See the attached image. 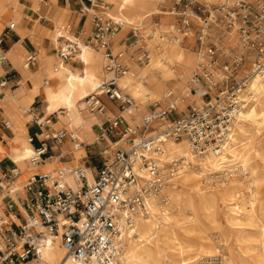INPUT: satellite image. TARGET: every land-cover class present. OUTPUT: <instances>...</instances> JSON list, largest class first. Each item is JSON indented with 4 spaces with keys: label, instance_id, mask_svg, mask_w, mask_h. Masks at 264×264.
<instances>
[{
    "label": "bare ground",
    "instance_id": "1",
    "mask_svg": "<svg viewBox=\"0 0 264 264\" xmlns=\"http://www.w3.org/2000/svg\"><path fill=\"white\" fill-rule=\"evenodd\" d=\"M102 1L106 16L121 23L114 41L131 28L140 30L141 36L149 38L147 47H138L132 43L126 48L125 62L128 71L117 79L118 86L139 106L133 114L115 106L116 111L125 117L130 126L141 124L151 104L165 105L170 91L174 93L180 110H186L190 104L203 101L189 83L196 71L193 73V70L205 59L202 58V53L181 44V36L190 35L187 31L192 26L179 28L173 24L167 26L165 23L149 25L151 18L163 12L160 8L162 1L166 0ZM201 1L209 6L213 19L212 5L240 0ZM22 9L20 0H0V33L10 22L20 25L24 16ZM90 11L92 13L96 10L92 8ZM163 13L179 14L176 9ZM188 15H191L192 21L194 17L198 18L203 25L202 17L194 12H189ZM85 16L88 18L89 29L91 16ZM53 24L50 37L56 53L47 55L40 47L37 55L40 64L38 71L34 72L26 67L27 52L20 44L8 52L13 65L24 75L25 96L22 99L17 100L7 89V98L0 97V107L8 117L10 128L15 132V137L9 141L7 154L19 169L16 177L24 175L26 169L32 170L38 166L31 160L35 149L28 134L22 131L23 127H27V121L33 117L30 109L37 93L43 94L46 117L52 114L57 116V123L52 122L51 127L76 135L77 140L73 144L76 161L85 155V145L93 144L99 139L98 130L103 120L101 115L88 108L87 100L91 96L102 95L101 84L112 77L105 69V55L102 50L82 46L68 61H63L57 53L62 45L59 37L63 35L72 40L75 38L66 31L69 24L64 19ZM17 30L21 32L20 27ZM172 31L175 32L173 43L165 42L163 36ZM202 31L207 33L206 29L202 28ZM229 38L238 39L236 35H229ZM137 42L140 43V40ZM236 43L233 42V45ZM142 50L148 55L147 62L144 63L136 58ZM126 54L130 59L126 58ZM74 61L80 66L74 67ZM28 80L32 81V87H28ZM11 97L17 101L15 109L8 103ZM240 98L245 103L236 115L231 132L220 152L211 149L198 154L193 151L187 138L167 139L163 144V152L159 155L160 164L167 166L178 161L176 173L166 183L160 195L146 197L145 209L133 217L132 227L122 237L120 264H264V72L250 76ZM106 115H116L111 105L107 106ZM157 124L160 128L166 126L161 122ZM110 145L107 153L111 156L113 147L111 143ZM68 168L72 167L55 170ZM87 173L92 181L91 169H87ZM139 173L149 177L145 171ZM14 179L10 181L6 177L0 201L5 198L14 205L12 197L23 194L27 181L16 183ZM67 179L74 184L70 174ZM10 189L12 192H9ZM218 201L225 209L224 224L237 231L232 238L239 248L238 255H235L236 251L234 253V248L230 245L229 233L225 236L227 233L221 232L217 240L216 237L205 238L199 246V253L193 256L190 254L192 246L184 237L198 228L201 233H205V220L217 228L220 226L216 210ZM251 253L255 255H250ZM42 256L40 264H80L67 256L60 237L48 241L42 250ZM214 258H219V263L217 260L213 261Z\"/></svg>",
    "mask_w": 264,
    "mask_h": 264
},
{
    "label": "built area",
    "instance_id": "2",
    "mask_svg": "<svg viewBox=\"0 0 264 264\" xmlns=\"http://www.w3.org/2000/svg\"><path fill=\"white\" fill-rule=\"evenodd\" d=\"M79 1V11L91 16V30L87 33V28L78 29L75 40L61 35L59 56L68 61L82 46L102 50L105 69L112 77L101 84L100 92L118 104L119 110L133 114L139 106L117 84V79L128 71L125 53L132 44L130 38L126 37L122 43L125 49L116 51L114 38L121 23L106 16L102 0ZM176 3L182 7L179 15L187 27L190 26L189 12L199 15L210 11L209 6L200 0H176ZM92 8L96 11L91 13ZM213 11L214 17L215 13L220 16L222 24L211 23V11L207 18L202 16V28L207 33L201 29L198 39L201 47L202 43L204 45L202 56L205 60L190 82L192 90L203 99L202 103L190 104L188 112L180 111L174 93L170 91L167 103L151 108L141 124L130 126L120 113L109 117L108 123L101 127L99 140L108 145L112 143L111 156L103 150L102 155L107 158L93 167L76 166L31 176L26 184L24 212L8 204L0 214V264H40L42 250L48 241L57 237H60L67 256L80 264H120L122 237L132 227L133 217L145 209L146 197L160 195L176 173V161L167 166L160 164L159 155L167 139L187 138L198 154L211 149L221 151L236 115L245 103L240 96L250 76L264 72V0L226 2ZM40 20L49 19L42 15ZM16 25L10 22L0 35V68L9 62L5 38L15 31ZM215 25H222V35L211 36L210 30ZM66 31L73 34L72 26L68 25ZM230 33L238 37L235 45L228 41ZM206 40H209L207 46ZM36 56H28L26 66H30ZM136 58L141 62L148 55L145 51L142 55L138 53ZM10 75L7 73L0 81V95H3ZM102 95L87 100L89 109L101 115L107 110ZM30 112L33 113L31 121L42 131L41 139L37 135L29 137L31 143L36 139L40 141L31 159L34 164L51 157L56 144L67 138L77 140L73 132L52 129L53 115L43 120L36 105H32ZM159 122L166 126L160 128L156 125ZM5 126L9 128L10 122L6 121ZM87 169H91L92 181ZM140 171L147 172L149 177H144ZM68 174L73 177L74 184L68 181ZM17 175L19 169L15 166L10 169L8 178L12 181ZM1 184L0 177V189Z\"/></svg>",
    "mask_w": 264,
    "mask_h": 264
},
{
    "label": "crops",
    "instance_id": "3",
    "mask_svg": "<svg viewBox=\"0 0 264 264\" xmlns=\"http://www.w3.org/2000/svg\"><path fill=\"white\" fill-rule=\"evenodd\" d=\"M20 2L23 6V9H22L23 14H24L23 19L21 20L20 25L17 23L15 31L11 32L10 35L5 38V47L9 52V50L13 49L16 45L20 44L27 52L26 57H25V65H26V59L28 58V56L32 54L38 55V52H39L38 49H40V47L44 49L47 55H52L56 53V51L53 49V46L51 43V37H50V32L52 31L53 25H54L53 22H56V21L59 22L64 19L66 23L71 22L75 26V28H77V30L83 26L84 28H87L88 26L87 16L83 15L79 11L80 4H81L79 0H68V1L43 0V2L42 0H20ZM34 5H35V8H34ZM44 14H48L50 16L48 17L49 19L48 21L40 20V17ZM7 25L5 26V28H3V31H1L0 35L4 33ZM18 27H20L21 32L17 30ZM7 38H9V40ZM37 42H40V43H37ZM122 43L123 42L121 40L120 44ZM73 63H74L73 64L74 67L80 66V64L77 61H74ZM125 64L127 65L126 62ZM26 67L30 68L34 72L38 71L40 69L38 56H36V60L30 66H26ZM2 70H3V74L0 75V81H2V79L5 77L7 73H10L11 75L9 76V79H8V85L7 87L3 88V95H0V97L3 99H6L8 96L6 91L8 90L11 96L13 94L17 100L22 99L25 96V92L23 89L24 88V85H23L24 75L23 73H21V70L19 68H16L13 65L10 58H9V62L7 63V65L4 68H2ZM26 83L28 87H32V81L28 80L26 81ZM16 99L14 98L12 99V97L8 99V103L12 109H15L16 107L17 101H14ZM40 100L43 101V94L37 93L35 95V99L32 105H36L37 103H39ZM106 101H109V100L107 99ZM109 103H111L113 110L115 111L116 115H118L119 113L115 109L116 104H114L111 101H109ZM43 106L38 107L39 113H40V116L46 117ZM106 108H107V105H106ZM31 114L33 116V113ZM52 115H53L52 122L57 123L56 114H52ZM98 115H101V114H98ZM100 117H102V120H103L101 123V127H104L108 123V118L110 116H107L105 112ZM6 121H8V117L5 115L3 109L0 107V177H1V183H2L1 184L2 188L0 189V195L4 192L5 186L3 185V182L5 181L6 177L9 176L10 169L16 166L10 160L7 154V148L9 146V141L15 137V132L10 127L7 128L5 126ZM52 129L54 131H57L55 128H52ZM22 131L28 134L29 137L31 135H37L40 139L42 138L41 137L42 131L40 127L36 123H33L31 120L27 121V127H23ZM98 134L100 137V135L102 134L101 128L98 130ZM107 139L110 142H112V139L110 137L107 136ZM31 144L33 145L34 149H36L40 145V141L36 139L35 142ZM73 144H74V141L69 138L65 139L59 145L56 144L53 147V151H52L53 155L51 157L43 158L38 163V166L32 170L26 169L24 175L16 177L14 179V182L16 183H24V181L28 182L30 177L37 173L49 172V171H52V170H55L61 167H74L77 165H84V167H93L95 166L94 163L99 164V162H101V159L98 160L97 158L89 155L88 148H86L87 145H85V150H86L85 155H83V157L79 159L81 161L79 160L76 161L74 153H73V146H74ZM93 145H94V148L100 152L101 150L99 149H103L104 145L106 144H105V141H102V142L96 141L93 143ZM60 153L63 154V157L60 156ZM57 157L58 159H55ZM46 161L48 162L46 163ZM26 184L24 185L22 195H20L21 193H19L16 196L12 197V201L15 203L14 206H16L22 212H24V208H25L24 201L27 197ZM7 201L8 200L5 198L1 199L0 201L1 210H3L6 205L12 204V203H8Z\"/></svg>",
    "mask_w": 264,
    "mask_h": 264
},
{
    "label": "rangeland",
    "instance_id": "4",
    "mask_svg": "<svg viewBox=\"0 0 264 264\" xmlns=\"http://www.w3.org/2000/svg\"><path fill=\"white\" fill-rule=\"evenodd\" d=\"M201 1V0H200ZM62 2V1H61ZM202 2V1H201ZM219 6V4H215V5H212V9L213 10H215L217 7ZM34 8H35V5H34ZM176 9V12H179V14L181 13V11H182V7L180 6V5H178L177 3H176V0H166V1H162V7L160 8L163 12H170L171 10L173 11V10H175ZM210 9V8H209ZM163 12H161V13H159V14H157V15H155L153 18H151V20H150V23H149V25H152V24H154V23H165L167 26H170L171 24H173V25H176L177 27H179V28H183L184 27V24H183V19H182V15H179V14H169V13H163ZM209 13H210V11H203V12H201V13H199V15L202 17L203 16V18L205 19V18H207L208 16H209ZM45 16H47V17H50L48 14H44ZM194 20L192 21L191 19H190V26H192V29H189L187 32H189L190 33V35H186V36H181L182 37V40H181V44L185 47V48H191V49H193V50H195V52H197V53H199V54H201L202 53V51H204V45H203V43H202V47H201V43H200V41H199V39H198V37H199V35L201 34V26H202V23H201V21L198 19V18H196V17H194L193 18ZM209 19H212V17L210 16L209 17ZM215 19H218L217 21H215L214 22V20ZM211 23H217V24H222V22H221V18H220V16L217 14V13H215V17L211 20ZM68 24L69 25H71L72 26V35H75V33H76V31H77V28H75V26L71 23V22H68ZM189 26V27H190ZM84 27V26H83ZM82 28V27H81ZM81 28H79V29H81ZM75 29V30H74ZM221 29H222V25H220V27H218L217 25H215L214 27H212V29L210 30V32H211V36H213V37H215V36H217V34L219 35H222L223 34V32L221 31ZM90 30H91V28H89L88 30H87V33H89L90 32ZM52 31H53V29H52ZM52 31L50 32V34L52 33ZM216 35H215V34ZM214 34V35H213ZM175 35V32H168L165 36H163V39H164V41L165 42H167V43H173V36ZM229 35H231V37H235V34H229ZM192 36V37H191ZM210 36V35H209ZM126 37H129L130 38V42L131 43H135V45H137L138 47H140V46H142V45H145L146 47L147 46H149V38L148 37H143V36H141V32H140V30H134L133 28H131V29H129L126 33H124L118 40H115L114 41V45H115V50L116 51H118V50H120V49H124V48H126V46L124 45V44H120V42H121V40H122V42L125 40V38ZM229 38V37H228ZM8 40H9V38H7ZM138 39L140 40V43L139 42H137L136 43V41H138ZM231 38H229L228 39V41H229V43L230 44H232L233 45V42H237V40H235V39H231ZM194 44V46L192 47V45ZM205 44H206V46H207V44H209V40H206V42H205ZM201 47V48H200ZM136 48V47H135ZM143 53H145V51L144 50H142V51H140L139 52V55H142ZM127 55L128 54H126V58L127 59H130L129 57H127ZM202 56V55H201ZM202 58L204 59V57L202 56ZM126 59V60H127ZM147 59L148 58H144V61H141L140 63H144V62H147ZM199 67V66H198ZM197 67V68H198ZM250 68V66H247V69H249ZM195 70H197L196 68L193 70V73H194V71ZM190 85H191V83H189ZM102 100H103V102H104V104H106L107 106H110L111 105V103L109 104V102L108 101H106L107 100V97H102ZM195 103H197V104H200V103H202V101H197V102H195ZM115 104V103H114ZM36 106L37 107H42L43 106V101L42 100H40L39 101V103H37L36 104ZM116 106H118V104H116ZM155 105H153V104H151L149 107H148V111L151 109V108H153ZM159 106H164L163 104H160ZM89 108V107H88ZM188 109H189V106H188V108L186 109V110H180V111H183V112H188ZM147 111V112H148ZM146 112V113H147ZM142 123V122H141ZM162 124V123H161ZM161 124H159V125H161ZM157 126H158V124H157ZM263 141H264V136H263ZM96 141H100L99 139L98 140H96ZM109 141V140H108ZM102 142V141H101ZM105 144L106 145H104V147H103V149H99V150H101L100 152L99 151H97L95 148H94V145L93 144H89V145H87L86 146V148H88V152H89V155L90 156H93V157H95V158H97L98 160L99 159H101V161H103L104 160V158H107L106 156H103L102 155V151L103 150H107V148H109L110 147V145H108V143L107 142H105ZM112 144V143H111ZM112 147H113V145H112ZM108 150H110L111 151V149H108ZM112 153H113V151H112ZM109 155V154H108ZM112 155V154H111ZM110 156V155H109ZM100 163V162H99ZM176 163L178 164V161H176ZM97 163H94V165H96ZM98 165V164H97ZM78 166H84V165H78ZM76 167V166H75ZM210 186V185H209ZM263 197H264V187H263ZM220 203V204H219ZM221 205V202L220 201H218L217 202V206H216V210H217V217H218V219H219V223H220V226L217 228L214 224H212L210 221H207V220H205L204 222H203V229L206 231L205 233H201L200 232V230H199V228L197 229V230H194L192 233H189V234H187L185 237H184V240H186L191 246H192V249H191V251H190V254L191 255H196V254H198L199 253V246H200V244L202 243V242H204L205 240V238H207L208 236H210V237H216L215 238V240H217V236H219L220 234L219 233H229V236H228V233L227 234H225V236L227 235L228 237H229V239H230V245L231 246H233V248H234V253H235V251H236V253H235V255H238V250H239V248L237 247V244L235 243V241L233 240V235H235L236 233H237V231L236 230H234V229H231V228H229L228 226H226L225 224H224V220H223V217H224V207H223V204H222V207H223V209H222V207L220 206ZM219 215H220V217H219ZM222 219V220H221ZM224 225V226H223ZM224 227V228H223ZM225 230H227L226 232H225ZM230 231V232H229ZM227 237V238H228ZM199 243V244H198ZM232 248V247H231ZM232 248V249H233ZM256 253H257V251H256ZM250 255H255V253H251ZM219 258H214L213 259V261L215 260H217L216 262L217 263H219V261H220V259L218 260ZM212 261V260H211ZM204 264V263H203ZM208 264V263H207Z\"/></svg>",
    "mask_w": 264,
    "mask_h": 264
}]
</instances>
